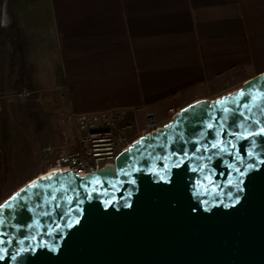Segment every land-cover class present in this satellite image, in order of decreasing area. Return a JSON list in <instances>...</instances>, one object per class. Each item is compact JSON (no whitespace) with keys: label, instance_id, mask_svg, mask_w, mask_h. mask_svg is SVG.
Instances as JSON below:
<instances>
[{"label":"water","instance_id":"obj_1","mask_svg":"<svg viewBox=\"0 0 264 264\" xmlns=\"http://www.w3.org/2000/svg\"><path fill=\"white\" fill-rule=\"evenodd\" d=\"M264 72L84 177L0 203V264H264Z\"/></svg>","mask_w":264,"mask_h":264},{"label":"crops","instance_id":"obj_2","mask_svg":"<svg viewBox=\"0 0 264 264\" xmlns=\"http://www.w3.org/2000/svg\"><path fill=\"white\" fill-rule=\"evenodd\" d=\"M263 72L264 0H0L1 202L73 139L62 114L165 125Z\"/></svg>","mask_w":264,"mask_h":264},{"label":"built area","instance_id":"obj_3","mask_svg":"<svg viewBox=\"0 0 264 264\" xmlns=\"http://www.w3.org/2000/svg\"><path fill=\"white\" fill-rule=\"evenodd\" d=\"M130 111L113 109L97 113L69 111L63 114L62 122L72 126L74 137L53 149V157L38 176L46 172L69 170L84 177L104 168L106 163L113 166L114 158L121 151L141 136L149 135L163 126L149 112L144 114L140 125L137 121H130ZM176 113L173 109L167 111L168 122Z\"/></svg>","mask_w":264,"mask_h":264},{"label":"rangeland","instance_id":"obj_4","mask_svg":"<svg viewBox=\"0 0 264 264\" xmlns=\"http://www.w3.org/2000/svg\"><path fill=\"white\" fill-rule=\"evenodd\" d=\"M62 118H63V114L61 115V117H60V121H62ZM66 124V123H65ZM69 125V124H68ZM72 127V126H71ZM72 130H73V128H72ZM0 189H1V187H0ZM8 190H6V191H9V189L10 188H7ZM8 193L9 192H7L6 194H5V196H7L8 195ZM0 203H1V199H0Z\"/></svg>","mask_w":264,"mask_h":264},{"label":"snow or ice","instance_id":"obj_5","mask_svg":"<svg viewBox=\"0 0 264 264\" xmlns=\"http://www.w3.org/2000/svg\"><path fill=\"white\" fill-rule=\"evenodd\" d=\"M261 133H264V129H261Z\"/></svg>","mask_w":264,"mask_h":264}]
</instances>
